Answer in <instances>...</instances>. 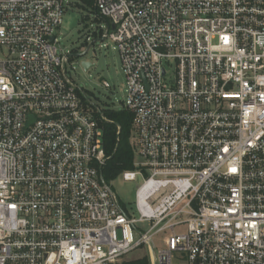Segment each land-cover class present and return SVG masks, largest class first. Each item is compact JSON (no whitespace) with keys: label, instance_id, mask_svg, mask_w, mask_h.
Instances as JSON below:
<instances>
[{"label":"built area","instance_id":"2783aa9c","mask_svg":"<svg viewBox=\"0 0 264 264\" xmlns=\"http://www.w3.org/2000/svg\"><path fill=\"white\" fill-rule=\"evenodd\" d=\"M78 3L0 0V264L142 248L150 264H264V0H94L132 115L119 178L136 216L102 180V130L57 49Z\"/></svg>","mask_w":264,"mask_h":264},{"label":"rangeland","instance_id":"374dc122","mask_svg":"<svg viewBox=\"0 0 264 264\" xmlns=\"http://www.w3.org/2000/svg\"><path fill=\"white\" fill-rule=\"evenodd\" d=\"M94 17L93 13L83 8L67 9L63 15L62 24L55 34L59 42L57 49L62 54H69L70 52L79 54L93 43L84 56L73 57L70 60V64L66 67L67 76L78 89L87 95V102L98 111L116 110L121 108L126 97L125 79L118 53L113 49V44L98 40V27L102 23L95 21ZM82 62H88L93 66L85 71L81 66ZM102 82H107L110 88H103ZM110 185L125 210L136 216L134 192L137 184L123 182L118 176ZM137 227L142 232L149 228L147 223L137 224ZM164 236L163 233H157L153 236L156 249L162 245L161 241ZM143 256L148 257L146 249H137L127 254L117 264ZM182 256V254H174L171 264H185Z\"/></svg>","mask_w":264,"mask_h":264},{"label":"trees","instance_id":"16d2710c","mask_svg":"<svg viewBox=\"0 0 264 264\" xmlns=\"http://www.w3.org/2000/svg\"><path fill=\"white\" fill-rule=\"evenodd\" d=\"M83 4V6H81ZM77 8H83L90 13L95 14L94 0H79ZM76 54V52H72ZM83 92V91H82ZM83 105L90 108L94 118L102 130V144L106 161L100 170L102 180L110 184L121 173L133 169V148L131 139L132 133V115L123 109H105L101 110L104 120L100 117L92 105H90L83 92H77ZM86 95V96H85ZM121 264H150L148 257L143 256L133 260L123 261Z\"/></svg>","mask_w":264,"mask_h":264},{"label":"water","instance_id":"95a60500","mask_svg":"<svg viewBox=\"0 0 264 264\" xmlns=\"http://www.w3.org/2000/svg\"><path fill=\"white\" fill-rule=\"evenodd\" d=\"M92 45H93V43H91L89 46H87L83 52H81V53H79V54H74L73 57H82V56H84V55L88 52L90 46H92ZM81 66L83 67V69H84L85 71H87V70H88L89 68H91L93 65L90 64V63H88V62H82V63H81ZM98 113L102 116V113H101L100 111H98Z\"/></svg>","mask_w":264,"mask_h":264}]
</instances>
